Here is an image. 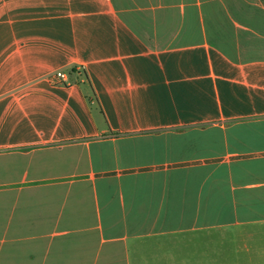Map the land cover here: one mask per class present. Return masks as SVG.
<instances>
[{
    "label": "crops",
    "instance_id": "obj_1",
    "mask_svg": "<svg viewBox=\"0 0 264 264\" xmlns=\"http://www.w3.org/2000/svg\"><path fill=\"white\" fill-rule=\"evenodd\" d=\"M228 238L264 253V0H0V264Z\"/></svg>",
    "mask_w": 264,
    "mask_h": 264
},
{
    "label": "rangeland",
    "instance_id": "obj_2",
    "mask_svg": "<svg viewBox=\"0 0 264 264\" xmlns=\"http://www.w3.org/2000/svg\"><path fill=\"white\" fill-rule=\"evenodd\" d=\"M239 242H234L230 238L227 239V247L229 249L227 248L226 264H264V253L254 254V251L251 253L245 250L238 251L237 244Z\"/></svg>",
    "mask_w": 264,
    "mask_h": 264
},
{
    "label": "built area",
    "instance_id": "obj_3",
    "mask_svg": "<svg viewBox=\"0 0 264 264\" xmlns=\"http://www.w3.org/2000/svg\"><path fill=\"white\" fill-rule=\"evenodd\" d=\"M65 74L61 71L57 73V77L64 78Z\"/></svg>",
    "mask_w": 264,
    "mask_h": 264
}]
</instances>
